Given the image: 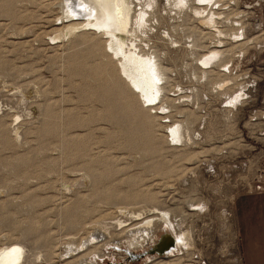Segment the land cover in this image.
Segmentation results:
<instances>
[{
  "label": "rangeland",
  "instance_id": "374dc122",
  "mask_svg": "<svg viewBox=\"0 0 264 264\" xmlns=\"http://www.w3.org/2000/svg\"><path fill=\"white\" fill-rule=\"evenodd\" d=\"M76 1L0 0V249L21 246L16 264H243L237 212L264 196V0H130L125 48L166 72L146 103ZM163 212L155 241L165 227L188 242L148 258L144 221Z\"/></svg>",
  "mask_w": 264,
  "mask_h": 264
},
{
  "label": "bare ground",
  "instance_id": "6f19581e",
  "mask_svg": "<svg viewBox=\"0 0 264 264\" xmlns=\"http://www.w3.org/2000/svg\"><path fill=\"white\" fill-rule=\"evenodd\" d=\"M200 1L207 2L211 0H200ZM187 2L188 0H176L174 4H177L179 6V5H185L187 4ZM131 4L132 1L130 0H78V5L80 6V8H82L81 10L83 12L85 11L87 13V16H89L88 19H86V22L80 24L91 25V26L93 25L94 27L99 29L101 33L109 36L106 42L107 43L106 46L110 51L111 56L113 58H116L117 60V70L119 71V74L123 77V80L127 84V86H130L132 89H134V91L140 97L142 103L143 102L146 103L154 100L158 96V94H160V92L162 91L161 89L163 87L159 85V81H161L162 79L163 80L166 79L165 78L166 72L165 69L159 64L160 61L158 62L155 55L143 56L131 49L125 48L126 41H124V33L126 32L124 31H126L128 27L127 25L129 22V14L131 13L130 12ZM80 8L78 9L80 10ZM74 9L76 10V8ZM211 19L212 17H210L208 20L211 21ZM78 23L69 24V28L71 29V31L74 30L75 28L74 25L77 26ZM221 53H222L221 50L212 49L208 52L207 55L205 56L203 55L202 59L200 58L201 63L202 62L209 63L211 61H214L220 57ZM180 130H181L180 125H174L171 128L170 133L172 139L174 140L180 139L181 137ZM160 217L161 218L157 220L148 218L144 221L145 222L144 228L146 227L145 233H147V235L146 234L145 235L147 237L151 236L153 238L152 239L150 237L152 239L150 244L151 248L144 251V255L145 256L147 255L146 257L148 258L153 256L157 257L156 256L157 253L163 255L169 254L174 249L176 250L177 246L186 245V242H188L187 240L188 237L186 234L187 232L179 233L176 235L171 232L170 234L165 227L163 228L164 232L161 231L162 234L159 232L160 233L159 235L161 236L160 237L158 236V238L155 241V236L152 232L153 229H147V228H149L150 226H155V227L159 226V224L162 223V221H164L167 224L170 222L166 212H163V214ZM136 240L137 239L132 240V242L129 244L134 245ZM105 244H112V243H105ZM113 244L115 246H120L116 242H114ZM22 253H23L22 247L16 244L14 246L0 249V264H16L22 257ZM128 255H130L128 257H132V253L130 251L128 252Z\"/></svg>",
  "mask_w": 264,
  "mask_h": 264
},
{
  "label": "crops",
  "instance_id": "0c3cea01",
  "mask_svg": "<svg viewBox=\"0 0 264 264\" xmlns=\"http://www.w3.org/2000/svg\"><path fill=\"white\" fill-rule=\"evenodd\" d=\"M237 220L243 264H264V196H253L242 205L237 212Z\"/></svg>",
  "mask_w": 264,
  "mask_h": 264
}]
</instances>
